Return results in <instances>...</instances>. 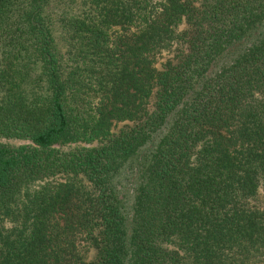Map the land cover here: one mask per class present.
Returning a JSON list of instances; mask_svg holds the SVG:
<instances>
[{"label": "trees", "instance_id": "16d2710c", "mask_svg": "<svg viewBox=\"0 0 264 264\" xmlns=\"http://www.w3.org/2000/svg\"><path fill=\"white\" fill-rule=\"evenodd\" d=\"M0 264H264V0H0Z\"/></svg>", "mask_w": 264, "mask_h": 264}]
</instances>
